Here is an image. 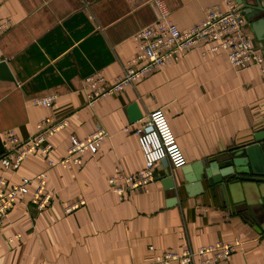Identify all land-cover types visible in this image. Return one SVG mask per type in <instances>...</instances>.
I'll list each match as a JSON object with an SVG mask.
<instances>
[{"label":"crops","instance_id":"obj_1","mask_svg":"<svg viewBox=\"0 0 264 264\" xmlns=\"http://www.w3.org/2000/svg\"><path fill=\"white\" fill-rule=\"evenodd\" d=\"M157 0H0V60L14 81L0 79V155L5 133L19 140L33 135L45 118H65L66 126L49 138V157L66 154L70 137L83 138L99 125L108 136L96 153L78 164L48 166L38 154L27 156L17 171L0 165L9 182L47 172L52 194L43 211L28 193L17 198L0 221V264H154L156 255L217 241H237L231 264H264V230L228 211L206 176L186 182L184 169L202 168L230 148L251 139L264 117V77L256 66L237 70L224 53L210 52L203 40L178 61L153 71L123 90L86 102L83 81L103 70L107 82L119 76L136 54L134 34L160 17ZM166 18L185 31L200 23L205 8L236 7L234 1L161 0ZM10 23L8 26L7 23ZM56 94L49 107L33 104ZM141 116L160 110L185 159L170 169L154 165L148 190L120 198L109 188L117 171L135 174L145 167L131 129L129 107ZM173 186L170 188V186ZM83 200L75 210L66 207ZM19 236V239L7 240Z\"/></svg>","mask_w":264,"mask_h":264},{"label":"built area","instance_id":"obj_2","mask_svg":"<svg viewBox=\"0 0 264 264\" xmlns=\"http://www.w3.org/2000/svg\"><path fill=\"white\" fill-rule=\"evenodd\" d=\"M230 4L232 0H223ZM156 4L160 9V17L146 27L138 30L133 38L136 41V54L127 61L123 72L112 82H107L103 70H95L85 77L83 88L86 102L94 103L100 98L110 96L133 84L137 79L178 61L183 52L203 40L214 41L210 52L224 53L229 64L237 69L256 66L264 77V57L259 50L249 23L236 7L221 10L217 5L205 8L203 20L185 31L166 18L167 9L161 0ZM9 26L10 23L8 22ZM56 94L37 97L33 104L49 107ZM138 125L131 129L137 137L142 151L145 167L135 174L117 171L108 178L109 188L120 198L135 190H148L155 180L154 165L165 162L170 169L185 164L184 156L169 126L165 115L155 110L143 116ZM66 126V119L45 118L37 123L35 133L25 140H19L12 131L5 133L6 150L0 155V165L11 172L20 167L23 160L38 154L44 157L48 166L78 164L81 155L96 153L102 141L108 136L106 130L97 126L94 131L83 138L70 137L66 154L56 161L49 157L51 144L49 138ZM33 184L29 203L37 211H43L50 203L52 194L47 189V172L42 171L33 177L21 176L19 182H9L0 175V221L8 214L19 197L28 193ZM84 204L83 200L73 202L66 207L72 211ZM18 236V235H16ZM7 240L11 241V238ZM237 241L225 243L217 241L196 248H184L181 251H165L154 258V264H231L229 259L235 251Z\"/></svg>","mask_w":264,"mask_h":264},{"label":"water","instance_id":"obj_3","mask_svg":"<svg viewBox=\"0 0 264 264\" xmlns=\"http://www.w3.org/2000/svg\"><path fill=\"white\" fill-rule=\"evenodd\" d=\"M233 1L249 23L264 57V0ZM0 79L14 81L5 60H0ZM129 114L131 121L142 117L136 103L130 105ZM201 166L200 162L192 166L196 178L187 166L184 169L185 181L206 176L212 191L229 212L241 215L252 221L257 229L264 230V117L248 142L230 148L219 160L211 161L207 168Z\"/></svg>","mask_w":264,"mask_h":264},{"label":"rangeland","instance_id":"obj_4","mask_svg":"<svg viewBox=\"0 0 264 264\" xmlns=\"http://www.w3.org/2000/svg\"><path fill=\"white\" fill-rule=\"evenodd\" d=\"M8 238H11L12 240H13L14 238H15V239H19V236H16V235H15V236H13V237H8ZM8 238H7V239H8Z\"/></svg>","mask_w":264,"mask_h":264}]
</instances>
